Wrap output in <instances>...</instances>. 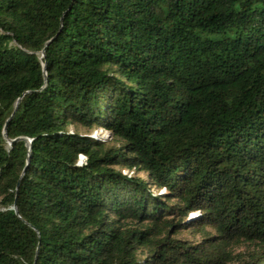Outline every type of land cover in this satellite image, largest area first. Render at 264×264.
Masks as SVG:
<instances>
[{
    "label": "trees",
    "instance_id": "1",
    "mask_svg": "<svg viewBox=\"0 0 264 264\" xmlns=\"http://www.w3.org/2000/svg\"><path fill=\"white\" fill-rule=\"evenodd\" d=\"M0 264H264V0H0Z\"/></svg>",
    "mask_w": 264,
    "mask_h": 264
},
{
    "label": "rangeland",
    "instance_id": "2",
    "mask_svg": "<svg viewBox=\"0 0 264 264\" xmlns=\"http://www.w3.org/2000/svg\"><path fill=\"white\" fill-rule=\"evenodd\" d=\"M66 129L70 132L72 131H76L82 134H86L87 136L93 138V139H100V140H110V133L106 130V129H102L100 127L97 126H92V127H84V126H73V125H68L66 127ZM85 157L80 155L78 157V163H82L84 161ZM123 173L127 174V175H138L141 177H146V175L141 172V171H135V170H129V169H122L121 170ZM153 191L156 192H162L164 189H157L155 187H152ZM196 217V213H191L189 214V220L193 219ZM180 236L188 238V239H195V237L193 235H191L189 232H184L182 234H180Z\"/></svg>",
    "mask_w": 264,
    "mask_h": 264
},
{
    "label": "water",
    "instance_id": "3",
    "mask_svg": "<svg viewBox=\"0 0 264 264\" xmlns=\"http://www.w3.org/2000/svg\"><path fill=\"white\" fill-rule=\"evenodd\" d=\"M29 141V140H28ZM24 171H25V169H24Z\"/></svg>",
    "mask_w": 264,
    "mask_h": 264
}]
</instances>
